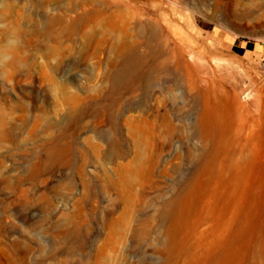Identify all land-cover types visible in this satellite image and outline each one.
<instances>
[{
	"label": "rangeland",
	"instance_id": "1",
	"mask_svg": "<svg viewBox=\"0 0 264 264\" xmlns=\"http://www.w3.org/2000/svg\"><path fill=\"white\" fill-rule=\"evenodd\" d=\"M180 1L199 89L216 92L264 190V0H240L263 4L251 19ZM157 5L6 0L0 47L16 32L23 67L0 79V264H264V204L243 226L250 206L220 201L204 98L154 56L160 33L180 32Z\"/></svg>",
	"mask_w": 264,
	"mask_h": 264
},
{
	"label": "bare ground",
	"instance_id": "2",
	"mask_svg": "<svg viewBox=\"0 0 264 264\" xmlns=\"http://www.w3.org/2000/svg\"><path fill=\"white\" fill-rule=\"evenodd\" d=\"M166 2L169 4L171 12L169 16L162 14V17L170 25L178 26L180 32H176L173 28V39L166 38L160 33L157 37L159 43L154 49V56L159 68L171 66L176 75L181 74L187 80L190 90H198L202 94L204 100L200 115V128L203 135L212 140L215 155L214 159L209 160L204 171L213 170L219 175L224 189L219 191V199L229 209L240 211L242 208L250 206L242 220L244 226L253 218V207L261 203L264 204V190L259 188L258 191L253 192L250 189L253 185V178L250 174L252 160L245 158L247 155L243 156V151L239 154L235 151L237 144L234 141V136L239 130L234 123H226L227 110L223 108L216 92L210 88L202 91L199 89V81L195 77L197 70L188 59V57L194 58L197 55L192 37L186 31L192 18L179 10L180 0H158L159 10H162ZM262 5V3L259 5L243 4L240 0H219L218 8L219 11H224L232 17L251 19ZM175 21L183 26L177 25ZM163 45L169 47L167 53L163 51ZM237 155H241L245 159L240 161L237 159ZM259 219L260 229L264 233V211Z\"/></svg>",
	"mask_w": 264,
	"mask_h": 264
},
{
	"label": "clouds",
	"instance_id": "3",
	"mask_svg": "<svg viewBox=\"0 0 264 264\" xmlns=\"http://www.w3.org/2000/svg\"><path fill=\"white\" fill-rule=\"evenodd\" d=\"M6 0H0V10L3 7ZM0 29L8 31V26L5 23H0ZM22 40L14 31H9L3 47H0V79L5 78L9 71L10 66L15 64L17 68L23 67V65L15 58L13 53L21 46Z\"/></svg>",
	"mask_w": 264,
	"mask_h": 264
},
{
	"label": "crops",
	"instance_id": "4",
	"mask_svg": "<svg viewBox=\"0 0 264 264\" xmlns=\"http://www.w3.org/2000/svg\"><path fill=\"white\" fill-rule=\"evenodd\" d=\"M241 53L243 54H250V56L254 57L258 51L256 46H251L249 43H245V45L240 47Z\"/></svg>",
	"mask_w": 264,
	"mask_h": 264
},
{
	"label": "built area",
	"instance_id": "5",
	"mask_svg": "<svg viewBox=\"0 0 264 264\" xmlns=\"http://www.w3.org/2000/svg\"><path fill=\"white\" fill-rule=\"evenodd\" d=\"M260 70H261L262 72H264V58H262L261 61H260ZM249 96H250V91H246V92L244 93V95H243V98H244V99H248Z\"/></svg>",
	"mask_w": 264,
	"mask_h": 264
}]
</instances>
